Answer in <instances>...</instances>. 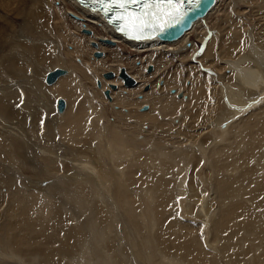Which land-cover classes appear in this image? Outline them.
Instances as JSON below:
<instances>
[{"label":"bare ground","instance_id":"obj_1","mask_svg":"<svg viewBox=\"0 0 264 264\" xmlns=\"http://www.w3.org/2000/svg\"><path fill=\"white\" fill-rule=\"evenodd\" d=\"M56 1L0 0L10 9L0 13V264H136L134 256L145 264H264V33L248 28L257 25L253 16L244 21L248 9L258 16L259 0H231L224 11L228 0L209 8L204 0L202 14L181 34L180 25L167 38L143 42L125 39L76 0L51 5ZM83 25L94 35L83 34ZM195 34L204 41L201 58L194 56L201 46L192 42ZM91 40L114 54L117 72L128 57L143 61L140 74L156 58L166 65L191 57L198 71L190 98L150 91L136 101L135 92H119L108 108L96 100L102 91L85 85L99 77L93 74L104 59L87 66L69 59L71 73L63 69L51 83L48 73L52 85L43 84L50 67L89 52ZM199 61L217 73L201 72ZM149 101L151 110L138 113ZM129 120L132 128L148 121L170 136L138 142ZM117 204L128 208L124 223ZM210 235L218 254L207 248Z\"/></svg>","mask_w":264,"mask_h":264},{"label":"rangeland","instance_id":"obj_2","mask_svg":"<svg viewBox=\"0 0 264 264\" xmlns=\"http://www.w3.org/2000/svg\"><path fill=\"white\" fill-rule=\"evenodd\" d=\"M228 2H230L231 3V0H228V1H226V2H224L223 3V11L224 10H227L228 9ZM227 3V4H226ZM55 5L56 4V6L57 7H59L60 5H61V1L60 0H57L56 2H52V4L51 5ZM225 5H226V7H225ZM255 5H258V6H260V5H262L263 6V8H261V9H259V14H258V16H257V14H251V13H253L252 12V10L250 11V9H248L247 10V13H244V17L246 18L244 21H246V22H248V24H250V22L251 21H254V20H250V19H252V16H253V18L255 19V21H257V25H255V24H253L252 26H248V28L250 27V28H252V29H254V28H258V33L260 34H262V33H264V0H259V2L257 1L256 3H255ZM0 13L2 14V15H7L8 13H10V9H6V8H1L0 7ZM4 9V10H3ZM7 11H9L8 13L6 12V10ZM2 11H3V13H2ZM4 11H5V13H4ZM251 13H250V12ZM44 13H42L43 15H46V14H48V13H50V11H43ZM48 12V13H47ZM70 13H71V15H73V17H75V18H77V19H82L83 17L82 16H80L79 14H77V13H75V12H73V11H70ZM219 13H221L220 14V16L222 15V11H220ZM11 15H12V13H11ZM11 15H9V16H11ZM7 17V16H6ZM81 17V18H80ZM7 18H10V17H7ZM247 18H248V20H247ZM42 19V18H41ZM41 19H39L38 21H41ZM53 19V18H52ZM52 19H50V21L48 20V19H46V29H49V33H51L52 31L54 32V34L55 35H57V29L56 28H53V20ZM215 20H213V22L212 23H210L212 26H213V23H216V21L214 22ZM12 25H14V23L11 21L10 22ZM204 24H206V23H204ZM257 26V27H256ZM259 26V27H258ZM53 28V29H52ZM9 29V28H8ZM7 29V30H8ZM54 29H55V31H54ZM81 32L83 33V34H85V35H88V36H93L94 35V30H92V29H90V28H87L85 25H83V27H82V29H81ZM197 33H199V32H197ZM100 39L101 40H104V43H106V44H108L109 46H111V47H113V48H116L117 47V45H118V42L117 41H113V42H108V41H110V40H108L107 38H102V37H100ZM108 40V41H107ZM192 42L195 44H201V46L199 47V49L197 50V52H196V54H194V56H195V58H201L200 56L201 55H203V53H204V51H205V48L203 47V43H204V41L201 43V40H200V37H198V36H196V34L194 35V37H193V39H192ZM192 42H188L187 43V47H190L193 43ZM98 44H99V42H97V40H91L90 41V43L88 44V45H90L89 46V48H90V51L88 52L87 50L85 51V50H83L82 52H83V55L82 54H77V55H75V54H71L69 57L68 56H64V58H65V60H66V65H63V67H62V65H60V69H64V70H66V74L65 75H67V74H69L68 72H72L73 70H72V67H70L71 68V70H70V68H68L69 66H70V64H69V62H68V60L70 59V60H74V62H77V63H80V61H86V66H87V64L89 63H91L90 61H92L93 59H104L102 62H101V66L100 67H98V66H96V69H97V73H95L94 72V74L93 75H95V76H97V75H99V77L93 82V81H91V80H88V82L86 83L85 82V85L87 84L88 85V87L87 88H89L90 90H92V88H95L96 90H101L102 92H101V98H104V99H101V98H99V99H97L96 98V100H97V102L98 103H104L105 104V106L107 105H109L110 107L112 106V105H114L113 103H114V101H115V99H114V96H113V94L114 93H121L122 92V95L123 96H128L131 92H135V94H133L132 95V99L134 98V100H136V101H142V100H144V95H146L148 92L150 93V91L151 92H154V94L155 95H176V98L177 99H187L188 100V98H190V96H189V92H187L188 91V89H189V87L192 85V84H194V79H196V73H197V71H198V65H197V63L195 62V60H193L191 57L189 58V57H187L186 58V60L183 62V64L182 63H180V61L179 60H177V59H174L173 61H171V62H168V64H166V65H164V60H161V59H158V58H156L155 59V61L156 62H154V63H149L148 65H146L145 66V68L141 71L142 72V74H140V72H137L139 69H140V67H142L143 66V61L140 59V58H138V57H136V58H127V59H125V63L120 67V69H119V71L117 72V70H116V67H117V63L116 62H113L114 61V54L111 52V51H106V50H97L98 49ZM87 45V44H86ZM67 48L68 49H71L72 50V48H73V46H72V44H70V45H68L67 46ZM133 49V48H132ZM92 51H93V53H92ZM96 51H102L103 52V54L100 56V57H97V56H95V52ZM91 52V53H90ZM86 53H88V54H86ZM92 55V56H91ZM73 56V57H72ZM86 56H89V57H87V59H86ZM83 57H85V58H83ZM106 57V58H105ZM91 58V59H90ZM35 60V59H34ZM197 61V60H196ZM195 62V63H194ZM203 63H204V61H199V64H200V71L201 72H203V73H205V74H207V73H209V75L211 76V77H213L217 72H216V69L213 67V66H207L205 69L203 68L204 67V65H203ZM104 64V65H103ZM195 65V66H194ZM66 66V67H65ZM104 66H106V67H108V69H110V70H108L107 68H104ZM150 66H152L153 68H152V70H150L149 69V67ZM58 67H56V66H52V67H50V69L45 73V77L43 78V84L44 85H47V86H51L52 84H47L46 82H45V78H46V76H47V74L50 72V71H52V70H54L55 68H58ZM113 67V68H112ZM54 68V69H53ZM66 68V69H65ZM99 68V69H98ZM158 68V70H157V72H156V69ZM193 68V69H192ZM214 68V71L215 72H213V74L211 73L212 72V69ZM101 69V70H100ZM202 69V70H201ZM106 70V71H105ZM122 70H125L126 72H127V74L128 75H130L131 77H133L135 80H136V82L134 83V84H131V85H128V84H126V82H125V78L122 76ZM210 70H211V72H210ZM100 71V72H99ZM104 71V72H103ZM231 71L232 70H226V74L227 75H231ZM78 75H79V73H78V71H75ZM212 75H211V74ZM225 73V71H223V74ZM230 73V74H229ZM144 75V76H143ZM140 76H143V80H142V82H144L145 80V82H144V85L141 87V88H134V87H139L138 85H139V83H140V79H139V77ZM178 77V83H176L175 85H173V86H170V87H168L167 86V82H168V80L170 79V78H174V77ZM61 77V76H60ZM59 77V78H60ZM145 77V78H144ZM148 77V78H147ZM118 78V79H117ZM152 78V79H151ZM139 80V81H138ZM87 81V80H86ZM89 81L92 83V84H94V86L95 87H93V85L91 84V83H89ZM121 81H122V83H121ZM127 81V80H126ZM128 82H130L129 80H128ZM54 84V83H53ZM103 84H106V86L103 88ZM92 85V86H91ZM124 85V86H123ZM153 86V87H152ZM179 86H181V90L180 91H178V87ZM117 88V89H116ZM125 88V90H122V89H124ZM121 89V90H120ZM127 89H129V90H127ZM131 89V90H130ZM133 89H135V91H133ZM138 89V90H137ZM140 89H142L141 90V93H140ZM120 90V91H119ZM131 91V92H130ZM143 91V92H142ZM130 92V93H129ZM124 93V94H123ZM128 94V95H126V94ZM138 93V94H137ZM104 94V95H103ZM137 94V95H136ZM60 98H64V97H60ZM59 98V99H60ZM137 98V99H136ZM22 99V98H21ZM65 100H66V98H64ZM102 100H104L103 102H102ZM67 101V100H66ZM100 101V102H99ZM23 102H25V101H23ZM100 103V104H101ZM111 104V105H110ZM57 105V104H56ZM109 106H108V108H109ZM118 107H119V105L118 104H115V108L116 109H118ZM128 109L129 108H133V109H137V108H134V107H127ZM123 109V112L124 113H126V112H128L129 110L128 109ZM151 102L149 101V102H145L143 105H141V107L139 106V110L137 109V112L138 113H141V112H149L151 109ZM121 109V108H120ZM145 110V111H144ZM149 110V111H148ZM131 111V110H130ZM134 111V110H133ZM56 113L58 114L59 112H58V110L56 109ZM111 113V112H110ZM60 114V113H59ZM58 114V115H59ZM183 112L182 111H180L178 114H177V116L174 118V123L176 124V123H179V121L181 120V118L183 117ZM112 116V115H111ZM114 118V117H113ZM113 118H111V120L113 119ZM129 121H131L132 122V125H131V122H130V126H128V127H130V129L132 128V126H134V124H136V122L135 121H132V120H129ZM134 122V123H133ZM134 128V129H133ZM132 129L133 130H135V133H136V135H137V139H138V142H142V141H144L145 139H148V140H150V141H155V142H158V144H160V143H165V141H166V138H168L170 135H169V132L168 133H164V134H166V136H163V134H160L159 132H157V130H159L160 128H158V129H156V130H154V129H152V127H151V124L148 122V121H145V122H143L142 123V125H140V126H135V127H133ZM173 134H175V133H173ZM168 136V137H167ZM170 140H172V138H169ZM172 145L171 144H168V147H171ZM97 152V154L95 153V158H96V160H100L101 162H103L104 161V159H106V156L104 155V154H102V155H99L100 154V151H96ZM118 157H120V156H118ZM121 159H124V157L123 158H121ZM124 160H128L127 158H125ZM113 162H118L117 160L115 161L112 157H111V159H109L108 160V163H110L111 164V166H112V168H113V170H115V168H114V164H113ZM105 163H106V161H105ZM107 164V163H106ZM116 167H117V164H116ZM4 191V190H3ZM213 202V203H212ZM211 202V205L212 206H215V205H217L216 203H215V201H212ZM215 204V205H214ZM117 207H115L116 208V211H117V215H118V218H119V220L121 221V222H123V220L124 221H126L125 220V217H124V214L126 215V216H128L129 217V211H127L128 210V208H126L125 207V205H123V204H117L116 205ZM217 208H218V206H216ZM215 207V208H216ZM133 208H136V207H133ZM216 208V209H217ZM123 215V216H122ZM180 217H181V219L183 218H185L186 216H184V215H180V213L178 214ZM185 219H187V217L185 218ZM201 224H203V223H205V221H202V220H200L199 221ZM124 223V222H123ZM134 237V239H135V241H138L139 239L140 240H142V238H138L137 236H133ZM210 238H211V241H210ZM208 242H210L209 243V245L207 244ZM207 243H206V245H208V249L209 250H211L212 252H214L215 254H218L217 252L219 251H217V248H215V244L216 245H219V244H217V243H213V240H212V236L210 235V237H209V241L207 240ZM148 245V249L150 248L151 249V247H149V244H147ZM139 246V245H138ZM142 245H140V247H141ZM212 247V248H211ZM146 248V249H147ZM145 249V247H144V249H142L143 251H145L146 250ZM149 249V250H150ZM146 252V251H145ZM134 258V260H135V262H138V263H136V264H145V263H142V262H140L138 259H137V257L136 256H134L133 257ZM147 264H149V263H147ZM224 264H227V263H224Z\"/></svg>","mask_w":264,"mask_h":264},{"label":"snow or ice","instance_id":"obj_3","mask_svg":"<svg viewBox=\"0 0 264 264\" xmlns=\"http://www.w3.org/2000/svg\"><path fill=\"white\" fill-rule=\"evenodd\" d=\"M94 11L104 13L117 30L131 39L159 37L179 27L199 0H91Z\"/></svg>","mask_w":264,"mask_h":264},{"label":"water","instance_id":"obj_4","mask_svg":"<svg viewBox=\"0 0 264 264\" xmlns=\"http://www.w3.org/2000/svg\"><path fill=\"white\" fill-rule=\"evenodd\" d=\"M212 2H213V0H210V1H209V5H208V7L211 6ZM107 41H108V40H107ZM108 42H110V41H108ZM100 55H102L101 52H96V56H100ZM61 73H64V71H63V69H60V68H56L55 70L50 71L49 74H48L47 81H48L49 83L53 82L55 79H57V77H58ZM65 106H66L65 101H64L63 99H60V100L58 101V107H59V109L62 111L63 109H65Z\"/></svg>","mask_w":264,"mask_h":264}]
</instances>
